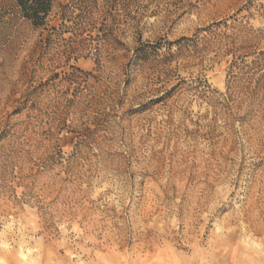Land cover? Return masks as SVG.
Returning a JSON list of instances; mask_svg holds the SVG:
<instances>
[{
    "label": "rangeland",
    "instance_id": "obj_1",
    "mask_svg": "<svg viewBox=\"0 0 264 264\" xmlns=\"http://www.w3.org/2000/svg\"><path fill=\"white\" fill-rule=\"evenodd\" d=\"M82 4L0 0V264H264V0Z\"/></svg>",
    "mask_w": 264,
    "mask_h": 264
},
{
    "label": "trees",
    "instance_id": "obj_2",
    "mask_svg": "<svg viewBox=\"0 0 264 264\" xmlns=\"http://www.w3.org/2000/svg\"><path fill=\"white\" fill-rule=\"evenodd\" d=\"M23 17L39 29H48L49 36L58 40H66L63 34L71 31L73 42L82 43L81 49L99 51V42L94 37L93 28L96 20L92 17L96 4H82L88 0H69L67 4H55L57 0H15ZM52 18H58L59 25L50 26ZM88 32V33H87ZM87 34L86 36H83ZM79 39V40H76ZM97 41V42H95ZM75 51L76 48H71Z\"/></svg>",
    "mask_w": 264,
    "mask_h": 264
}]
</instances>
